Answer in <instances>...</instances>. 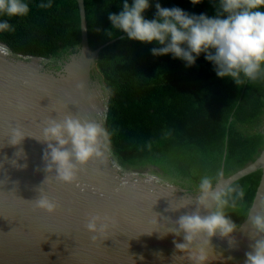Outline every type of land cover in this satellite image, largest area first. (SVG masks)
<instances>
[{"label":"water","instance_id":"95a60500","mask_svg":"<svg viewBox=\"0 0 264 264\" xmlns=\"http://www.w3.org/2000/svg\"><path fill=\"white\" fill-rule=\"evenodd\" d=\"M74 1L78 45L52 64L46 65L48 58L14 54L0 41V264H192L173 243H184V234L165 233L195 209L201 177L217 172L223 173L220 186L240 185L246 191L235 209L226 210L238 226L235 244L219 236L211 245L203 238L198 243L207 249V264H244L254 243L249 216L261 212L264 201V133L231 154L233 114L219 143L221 154L207 159L205 152L177 143L155 150L150 162L134 160L135 168H122L107 141L106 159L89 161L73 184L44 171L47 145L39 140L49 118L71 115L103 128L105 123L107 93L95 58L105 44L89 48L86 1ZM16 127L25 138L12 145ZM40 187L57 203L54 213L35 206ZM190 200L193 204L182 207ZM92 215L109 218L108 229L95 241L84 227Z\"/></svg>","mask_w":264,"mask_h":264},{"label":"trees","instance_id":"16d2710c","mask_svg":"<svg viewBox=\"0 0 264 264\" xmlns=\"http://www.w3.org/2000/svg\"><path fill=\"white\" fill-rule=\"evenodd\" d=\"M85 1L88 46L105 44L95 57L102 66L96 73L107 93L103 126L122 168H135L134 160L150 162L155 150L177 143L190 145L198 154L205 152L204 159L219 155L232 114L231 154L244 151L255 134L264 133V78L237 86L229 78H219L203 53L192 66L171 54L154 56L151 49L159 45L128 39L126 33L112 28L109 13L119 14L124 0ZM25 2L30 8L27 16L0 15V21L8 20L15 28L0 33V41L12 53L48 58V65L68 47L78 45L74 0H52L50 9L37 7L48 0ZM149 3L144 13L149 20L154 18L156 3L214 18L218 0H201L197 5L191 0Z\"/></svg>","mask_w":264,"mask_h":264},{"label":"clouds","instance_id":"9594fccd","mask_svg":"<svg viewBox=\"0 0 264 264\" xmlns=\"http://www.w3.org/2000/svg\"><path fill=\"white\" fill-rule=\"evenodd\" d=\"M193 5L201 0H191ZM52 0L40 3L37 7L50 9ZM216 16L194 15L179 7L166 8L155 4L154 18L146 19L144 13L150 8L149 0H124L119 14L109 13L112 28L123 31L127 38L146 44L155 43L154 56L171 54L192 66L202 53L212 62L219 78H229L237 86L264 78V0H218L214 3ZM29 4L25 0H0V15L24 17L29 14ZM15 31L8 20L0 21V33ZM110 133L100 124L81 121L71 115L62 120L49 118L43 128V139L47 148L43 153L44 171L55 173L62 183L73 184L78 173L91 160H105L109 150ZM25 135L16 127L11 130L10 144H20ZM150 147V145H149ZM222 172L215 177L203 176L194 197L195 209L181 215L174 226L165 233L179 237L182 233L184 243L173 241L175 248L188 253L192 264H207L210 257L207 249L198 243L202 238L211 245L215 236L228 238L235 244L232 234L237 225L229 217L227 209H235L244 200L246 191L240 185L220 186ZM48 179L46 177L45 181ZM44 181V182H45ZM34 200L38 209L54 213L57 203L41 189ZM193 204L190 200L182 207ZM181 207V208H182ZM261 212L250 215L254 229L250 233L254 243L245 253L244 264H264V201L260 202ZM171 209L173 211L178 210ZM207 213V214H205ZM95 241L109 227L107 216L92 215L85 225Z\"/></svg>","mask_w":264,"mask_h":264},{"label":"flooded vegetation","instance_id":"af4514ba","mask_svg":"<svg viewBox=\"0 0 264 264\" xmlns=\"http://www.w3.org/2000/svg\"><path fill=\"white\" fill-rule=\"evenodd\" d=\"M47 65V64H46Z\"/></svg>","mask_w":264,"mask_h":264}]
</instances>
